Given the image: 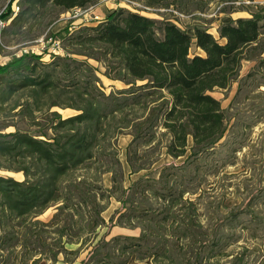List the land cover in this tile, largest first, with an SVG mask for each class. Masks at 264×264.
<instances>
[{"label":"trees","instance_id":"obj_1","mask_svg":"<svg viewBox=\"0 0 264 264\" xmlns=\"http://www.w3.org/2000/svg\"><path fill=\"white\" fill-rule=\"evenodd\" d=\"M13 1L6 5L4 19L10 17ZM99 1L18 0L19 11L9 27L40 24L49 12L52 23L62 12ZM145 1L147 6L170 5L168 0ZM194 5L202 11L206 2ZM53 37L65 44L64 55L44 62L38 54L23 53L0 66V172L23 175L18 180L0 173V264H23L27 259L29 264L43 259L55 263L60 254L68 263L81 250L87 252L80 264H127L132 256L140 263L151 257L155 264H202L200 246L180 259L172 243L156 240L149 245L150 236L161 229L149 224L148 217L166 222L171 209L166 206L151 214L147 207L136 210L127 206L132 192L143 183L148 193L167 204L176 199L162 194V187L153 188L146 178L122 187L116 138L130 130L132 139L126 147L130 173L150 167L162 148L174 159L189 151L187 161L207 153L223 138L230 119L211 93L234 82L238 92L246 80L264 75V7L250 17L221 23L217 36L199 26L189 34L172 22L158 25L138 12L117 8L95 25L73 30L66 26ZM88 59L127 88L105 93L98 69ZM245 61L253 66L240 75ZM54 107L75 113L62 117L51 111ZM21 121L27 127L17 124ZM9 126L14 127L12 132H2ZM139 143L149 148L139 153ZM171 167L161 169L160 179L167 181L165 172ZM102 174H110L109 189L100 183ZM116 194L121 207L105 222L101 214ZM51 206L55 208L49 219H35ZM121 217L149 221L137 236L108 239ZM101 227L106 230L94 242ZM169 227L171 233L177 232L178 227ZM190 230L185 224L180 231L187 237ZM65 244L78 246L68 249Z\"/></svg>","mask_w":264,"mask_h":264},{"label":"rangeland","instance_id":"obj_2","mask_svg":"<svg viewBox=\"0 0 264 264\" xmlns=\"http://www.w3.org/2000/svg\"><path fill=\"white\" fill-rule=\"evenodd\" d=\"M10 0H0V10ZM206 2L202 11L195 9L196 2ZM14 0L13 3H17ZM170 5L147 6L145 0H102L83 9H72L62 12L52 23L50 12L41 20L40 24L31 22L23 27L4 29L0 37V66L13 58L26 53L38 54L41 60L48 62L52 55H64L65 44L60 37H53L66 26L69 30L81 25H95L111 14L117 8H126L130 11L145 15L157 24L172 22L189 34H193L194 27L205 28L213 36H217V28L221 23L229 22L239 17H250L260 7H264V0H168ZM194 51H191L193 53ZM201 54L199 50L195 51ZM72 57L86 59L83 56ZM95 66L97 76L105 93L127 88L123 82L112 80L103 75L104 68L97 61L88 59ZM252 62H243L240 75L245 74L253 66ZM264 74V73H263ZM259 84L257 87L256 85ZM237 83L234 82L228 89L215 90L211 94L218 99L221 107L226 110L229 119L228 128L223 138L207 153H203L190 160L189 151L176 159L166 154L162 148L157 160L150 167L137 173H130L126 162V147L132 139L130 130H123L116 138L118 158L124 173L122 187H128L138 178H146L149 185L158 189L162 187V194L171 193L176 201L167 204L154 196L140 184L132 192L127 206L136 210L149 208L150 214L159 210L171 209L170 218L166 222L157 219L149 220L136 218L132 220L121 217L112 227L108 239L114 235L137 236L141 233L145 222L158 226L161 232H154L149 245L156 240L171 243L176 251L175 256L185 258L195 252L200 246L202 264H264V75H256L246 80L242 89L237 92ZM24 98L21 97V102ZM15 111V110H14ZM62 117L75 113L70 108L54 107ZM136 111V116L139 113ZM18 120L14 117L13 122ZM19 126L27 127L26 122H18ZM31 129L35 127L31 126ZM13 126L2 132H12ZM188 147L191 139H188ZM138 152L142 153L149 146L138 144ZM167 165H173L166 170L165 179H160V171ZM80 171L73 175L79 174ZM1 174L22 180L21 172L4 171ZM156 182V183H155ZM158 182L160 184H158ZM100 183L104 188L111 187L110 174H102ZM184 191L181 196L180 192ZM118 194L109 199L107 208L102 212L105 222H108L114 210L121 207ZM167 206V207H166ZM55 206L49 207L35 219L46 221L54 212ZM149 214V215H150ZM134 215V214H132ZM159 222V223H158ZM172 222V223H171ZM179 224L180 226H177ZM187 224L191 227L187 237L180 231ZM178 227L176 233H171L170 227ZM106 227L98 228L94 242L105 232ZM161 236V237H160ZM195 243L193 245L189 244ZM210 243L202 244L201 242ZM212 241L214 243H212ZM78 245L65 244L68 249H75ZM86 250H81L75 260L65 262L64 255L58 256L62 264H80L85 257ZM207 256H212L206 261ZM31 256H29L30 258ZM37 257V256H35ZM34 257V258H35ZM1 260V259H0ZM54 264L43 259L40 263ZM23 264H29L25 260ZM127 264H155L151 257L142 263L132 256ZM162 264V263H161Z\"/></svg>","mask_w":264,"mask_h":264},{"label":"built area","instance_id":"obj_3","mask_svg":"<svg viewBox=\"0 0 264 264\" xmlns=\"http://www.w3.org/2000/svg\"><path fill=\"white\" fill-rule=\"evenodd\" d=\"M5 7H6V6H5ZM5 7H3V8L0 10V37H1L2 32L4 31V29L9 25L10 21L12 20V18H13V17L17 14V12L19 11V6H18V4L12 2V4H11V11H12V13H11V15H10L9 18L4 19V18L2 17V13H4V11H5L4 9H5ZM24 51H25L24 53H26V50H24Z\"/></svg>","mask_w":264,"mask_h":264},{"label":"crops","instance_id":"obj_4","mask_svg":"<svg viewBox=\"0 0 264 264\" xmlns=\"http://www.w3.org/2000/svg\"><path fill=\"white\" fill-rule=\"evenodd\" d=\"M40 264H48V262L47 263L43 262V263H40ZM54 264H62V263L59 262V261H56Z\"/></svg>","mask_w":264,"mask_h":264}]
</instances>
